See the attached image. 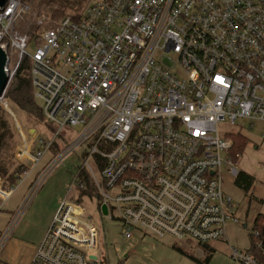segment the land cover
<instances>
[{"label": "built area", "instance_id": "2783aa9c", "mask_svg": "<svg viewBox=\"0 0 264 264\" xmlns=\"http://www.w3.org/2000/svg\"><path fill=\"white\" fill-rule=\"evenodd\" d=\"M30 10L24 0L0 7L8 75L0 107L16 121L23 166L16 186L0 182V210L55 140L69 143L59 158L80 148L83 160L71 188L75 196L59 205L34 263L105 264L95 223L76 201L77 190L86 188L84 173L101 202H95L98 211L116 218L127 238L140 231L177 242L226 240V225L239 220L223 191L222 166L234 176L240 171L232 139L220 136L219 125L264 123V0H102L42 28L32 48V35L16 28ZM28 56L34 96L51 130L38 143L5 97ZM55 162L33 179L14 221ZM14 226L5 230L0 251ZM231 257L263 264L250 249L234 247Z\"/></svg>", "mask_w": 264, "mask_h": 264}, {"label": "rangeland", "instance_id": "374dc122", "mask_svg": "<svg viewBox=\"0 0 264 264\" xmlns=\"http://www.w3.org/2000/svg\"><path fill=\"white\" fill-rule=\"evenodd\" d=\"M100 1L102 0H73L75 7L71 10L75 11L79 6L86 10L90 4ZM29 5L31 10L21 17L16 25L20 32L31 34L32 24L37 25V19L42 15H45L47 19L43 27H40V32L42 28L50 27L54 21H57L44 8L40 10L36 5L30 3ZM72 11L70 12L73 13ZM34 46L35 44L31 43L30 48ZM10 107L15 112L18 122L24 131L31 137L37 133V137H34L35 142L38 143L40 140H46L51 137V130L45 125L43 126V123L32 127L28 123L25 113L18 110L12 102H10ZM250 123L251 120L242 119L238 120L237 124L227 121L219 125V134L222 137L226 133L230 136L231 133L239 132L250 139L243 153L240 150L236 151L234 146L231 148L236 155L237 160L235 162L237 164L235 165L239 171L251 174L256 181L251 191H243L236 185L234 181L236 176L229 171L230 166L223 164V191L225 195L232 198L233 205L230 211L239 220L238 224L230 222L226 225V240H218L208 245L199 244L188 238L185 241L177 242L172 237L158 239L140 231L134 237L127 238L125 235L123 236L121 224L116 218L106 217L98 211L95 201L88 199L87 201L85 199L84 204L87 208V213L92 217L99 233L97 246L105 257L106 264H237L231 257V249L234 247L244 251L250 249L252 245L250 233L253 232V222L260 213L264 214V123L257 122L253 129L249 128ZM13 125L18 133L14 148L15 168L20 167L23 169L22 163L17 156L20 135L14 118ZM80 129L81 127L68 128V131L76 133ZM55 141L53 147L47 150L32 176L23 183L18 184L15 193L0 210V240L5 234V229H8L15 222L13 228L14 236L12 238H10L12 234L9 236L10 240L8 241L9 238L6 240L8 242L6 245V242L4 243V247H2L0 252V264H32L37 251L31 247L29 242L41 238V243L46 232L40 230V228L46 222L56 203L60 204L64 198L75 196V193L71 192V188L79 172L78 170L83 165V160H81L82 149L79 148L76 152H70L64 158H59V154L69 143H64L62 139ZM72 142L73 139L71 140ZM223 158H225V154ZM55 160L56 162L48 171L40 189L34 193L30 204L18 217V221H14V216L17 215L18 208L21 207L24 197L31 192V188L28 187L29 184L39 172L43 174L45 169L49 168V164ZM1 181L4 184V178L0 177ZM28 188H30L29 191ZM245 224L246 226L244 227ZM17 226L18 228L16 229ZM175 245L186 251L187 254L183 255L178 252L174 248ZM190 255L199 259V261L190 258Z\"/></svg>", "mask_w": 264, "mask_h": 264}, {"label": "trees", "instance_id": "16d2710c", "mask_svg": "<svg viewBox=\"0 0 264 264\" xmlns=\"http://www.w3.org/2000/svg\"><path fill=\"white\" fill-rule=\"evenodd\" d=\"M30 4L36 5L40 10L43 8L45 11L54 19L61 18L66 15H76L79 16L85 10H83L80 6L72 11L71 9L75 7L73 4V0H24ZM47 9V10H46ZM83 10V11H81ZM72 11L73 13H71ZM32 42L39 43L40 36V26L36 24H32ZM30 30V31H31ZM24 33V32H23ZM30 58L25 57L18 69L17 73L13 77L12 83L7 89L5 97H7L9 102H12L18 110L25 113L27 116L28 123L32 126H38L43 123L45 125L43 112L41 111V107L38 104L35 96L34 89L30 76ZM17 131L13 125V118L9 115V112L5 111L2 107H0V177L4 178V187H12L16 186L18 182V178L22 173V169L20 167H16V161L14 157V148L15 141L17 138ZM264 135V134H263ZM232 139V146L235 147V150H240L243 153L244 148H246L248 141L250 139L248 136L241 134L239 132L230 134ZM230 154L233 157V160L236 161V155L232 148L230 149ZM82 179L84 181V185L86 188L77 190L78 195L76 201L81 203H85L84 200L95 201L99 204L100 200L96 196V189L92 186L88 176L86 173L82 175ZM236 185L246 192L251 191L255 186L254 177L243 171L238 174L235 178ZM87 200V201H88ZM101 203V202H100ZM258 232L259 237L254 239V233ZM250 240L252 245L250 247V251L260 259V261L264 264V254H262V250L259 247V243H262L264 247V214L260 213L253 222V232L250 233ZM207 247V246H206ZM174 248L180 252L181 254H187L186 251L182 250L178 246H174ZM208 248V247H207ZM209 249V248H208ZM210 250V249H209ZM104 261H105V257ZM190 258H193L195 261H199V259L190 255ZM107 261H105V264ZM35 264V263H34Z\"/></svg>", "mask_w": 264, "mask_h": 264}, {"label": "crops", "instance_id": "0c3cea01", "mask_svg": "<svg viewBox=\"0 0 264 264\" xmlns=\"http://www.w3.org/2000/svg\"><path fill=\"white\" fill-rule=\"evenodd\" d=\"M33 181V180H32ZM32 183V182H31ZM31 183L29 184V186L28 187H30L31 186ZM31 188V187H30ZM30 188H28V191H29V189ZM28 193V192H27ZM30 194V193H29ZM29 194L27 195V196H25L24 197V200H23V202H22V204L20 205L21 207L25 204V201H26V199H27V197L29 196ZM62 203V202H61ZM60 203V204H61ZM59 203H56V205H55V207H54V209L52 210V212L50 213V215H48V218H47V220H46V222L41 226V228H40V230H43V231H46L47 230V228H48V226L51 224V222H52V220H53V216H54V214H55V212H56V210H57V208L59 207V205H58ZM20 207V208H21ZM20 208H18V210H20ZM18 212V211H17ZM24 212V211H23ZM15 217V216H14ZM11 218V217H10ZM11 220H13L12 218H11ZM21 223V222H20ZM19 223V224H20ZM18 224V225H19ZM14 228V227H13ZM18 228V226L16 227V229ZM6 230V229H5ZM11 234H12V236L10 237V238H12L13 236H14V233H13V229H12V232H11ZM10 238L8 239V241L10 240ZM41 239V238H40ZM40 239L38 240V239H32L33 241H30L29 243L31 244V247L35 250V251H37L38 250V246H39V243H40ZM7 241V242H8ZM7 242L5 243V245L7 244ZM4 247V246H3ZM36 248H37V250H36ZM1 252V251H0ZM37 253V252H36ZM35 256V255H34ZM35 258V257H34ZM32 264H34V261L32 262Z\"/></svg>", "mask_w": 264, "mask_h": 264}, {"label": "water", "instance_id": "95a60500", "mask_svg": "<svg viewBox=\"0 0 264 264\" xmlns=\"http://www.w3.org/2000/svg\"><path fill=\"white\" fill-rule=\"evenodd\" d=\"M7 2V0H0V7L3 6L5 3ZM6 52H4L2 50V48L0 47V93H2L4 91V89L6 88V86L8 85V75L5 72V62H6ZM107 210L106 207H103V213L106 214ZM246 226V224L244 225V227Z\"/></svg>", "mask_w": 264, "mask_h": 264}]
</instances>
